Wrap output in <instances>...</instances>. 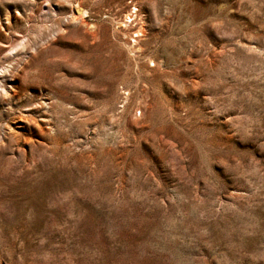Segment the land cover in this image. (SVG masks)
I'll list each match as a JSON object with an SVG mask.
<instances>
[{
    "label": "rangeland",
    "instance_id": "obj_1",
    "mask_svg": "<svg viewBox=\"0 0 264 264\" xmlns=\"http://www.w3.org/2000/svg\"><path fill=\"white\" fill-rule=\"evenodd\" d=\"M0 264H264V0H0Z\"/></svg>",
    "mask_w": 264,
    "mask_h": 264
}]
</instances>
